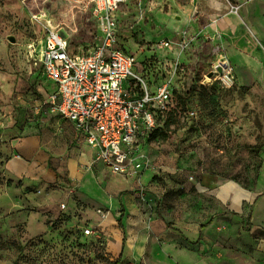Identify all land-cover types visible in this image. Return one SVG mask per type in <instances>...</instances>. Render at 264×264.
<instances>
[{
	"label": "rangeland",
	"instance_id": "1",
	"mask_svg": "<svg viewBox=\"0 0 264 264\" xmlns=\"http://www.w3.org/2000/svg\"><path fill=\"white\" fill-rule=\"evenodd\" d=\"M116 15L135 71L150 89L168 84L174 105L137 144L146 170L130 176L93 165L107 203L76 196L73 213L55 221L35 208L31 223L40 224L33 232L1 195L20 202L19 188L39 187L30 173L15 181L4 176L5 162L20 153L14 140L37 141L45 151L49 142L58 149L72 142L49 101L55 86L41 64L44 40L60 30L71 52L82 55L99 30L93 0H0V264H111L120 256L112 248L116 234L143 227L157 240L160 221L181 233V251L151 248L139 258L124 251L120 264L197 257L264 264V0H127ZM240 39L254 40L263 57ZM86 212L110 228V237L86 236L84 223H69Z\"/></svg>",
	"mask_w": 264,
	"mask_h": 264
},
{
	"label": "built area",
	"instance_id": "2",
	"mask_svg": "<svg viewBox=\"0 0 264 264\" xmlns=\"http://www.w3.org/2000/svg\"><path fill=\"white\" fill-rule=\"evenodd\" d=\"M127 0H93L99 41L86 54L74 55L68 38L50 30L44 40L41 64L55 86L49 101L54 112L70 121L94 151V163L113 174L136 176L148 167L137 149L141 138L158 127V114L173 107L168 84L150 89L135 71L137 58L122 44L117 12ZM167 47L170 42L161 40ZM197 116L195 109L188 110ZM77 186L69 192L76 196ZM62 211L66 202L60 204ZM101 213V210H99ZM86 236L103 238L100 226L83 224Z\"/></svg>",
	"mask_w": 264,
	"mask_h": 264
},
{
	"label": "crops",
	"instance_id": "3",
	"mask_svg": "<svg viewBox=\"0 0 264 264\" xmlns=\"http://www.w3.org/2000/svg\"><path fill=\"white\" fill-rule=\"evenodd\" d=\"M240 40H242L243 44L247 46L249 51L257 52V56L260 58L263 57L254 40ZM240 40L236 41L238 42L237 46H240ZM64 121L66 122L65 125L67 130L63 137L68 135L72 141L71 143L66 145V142H63L58 149L55 142H49L46 144L45 149H47V151H45L43 146L37 141H26L18 138L13 141V145H15L21 153L18 155L20 157L11 156L4 165V176L7 180L15 181L24 174L30 173V175L35 177V181L39 183V187L37 185L36 191L29 193L22 188H19L20 191H18L21 194L20 202L15 197L12 199L7 196L6 193L5 195H1V197H4L5 199L8 197L6 201L7 205L11 206V211H16L18 215L25 216L26 219L24 223L26 224V228L33 232L40 224L37 219H35L34 223H31V219L34 215V211L32 210L35 208H38L43 214H46L43 217L51 218V221H55L59 214L61 212L63 213L60 207V204L63 202H66L67 204V209L64 213H68V215L73 213L76 208V203L74 201L75 198L72 197L69 192L73 186H77V197H79V195H90L95 198L98 197L102 202L107 203L108 201L104 197L101 189L95 183L92 166L98 163H94V151L76 133L73 124L68 120L64 119ZM65 145L66 148H64ZM65 155L66 159L62 160L61 158ZM54 157L57 162L56 164L52 163L51 165L50 162ZM106 168L111 172L108 167ZM83 208L84 206L82 209ZM28 212L29 215L27 216ZM80 212L83 213L84 211L82 210ZM87 215L86 212L82 221L79 220V218L72 217L73 219L69 223L73 222L74 226L77 225V227L80 228L82 223L91 221L92 225L101 227L105 237L107 235L110 237L109 233L111 231L107 225L105 226L100 221H92V218ZM132 215L133 208L131 207V216ZM155 226L159 228L157 231L158 233L156 232L157 238L155 237L157 240H152L153 235L149 230L144 229L143 227L135 231H127L126 234L121 232L116 234L115 240L112 241L114 252H120L121 256L122 251H125L129 255H127L129 258H131L132 254H135V257L139 258L141 254L150 251L151 248H153V250L158 249L164 253H179L183 248L181 233L177 232L176 229H166L161 221L160 223H155ZM191 261L195 264H206V262L199 257L189 258L185 263L188 264ZM122 262L123 256L121 263Z\"/></svg>",
	"mask_w": 264,
	"mask_h": 264
},
{
	"label": "trees",
	"instance_id": "4",
	"mask_svg": "<svg viewBox=\"0 0 264 264\" xmlns=\"http://www.w3.org/2000/svg\"><path fill=\"white\" fill-rule=\"evenodd\" d=\"M119 224H120V226L122 228V222H121V220L119 221ZM124 242H125V240H124ZM123 250H124V245H123ZM122 254H123V251H122ZM122 254L116 260H114L111 264H120L121 261H122Z\"/></svg>",
	"mask_w": 264,
	"mask_h": 264
}]
</instances>
